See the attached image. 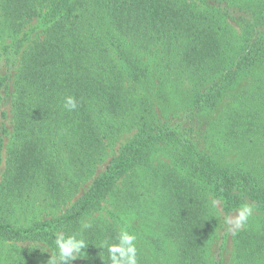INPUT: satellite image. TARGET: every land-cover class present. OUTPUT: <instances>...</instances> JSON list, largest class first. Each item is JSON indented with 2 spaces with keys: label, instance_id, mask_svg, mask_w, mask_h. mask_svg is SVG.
Listing matches in <instances>:
<instances>
[{
  "label": "trees",
  "instance_id": "trees-1",
  "mask_svg": "<svg viewBox=\"0 0 264 264\" xmlns=\"http://www.w3.org/2000/svg\"><path fill=\"white\" fill-rule=\"evenodd\" d=\"M3 94L0 239L46 246L7 264H47L55 234L84 222L81 264H111L100 244L121 228L139 264H225L212 199L227 215L256 205L231 264H264V0H0ZM106 200L119 216L89 220Z\"/></svg>",
  "mask_w": 264,
  "mask_h": 264
},
{
  "label": "clouds",
  "instance_id": "clouds-1",
  "mask_svg": "<svg viewBox=\"0 0 264 264\" xmlns=\"http://www.w3.org/2000/svg\"><path fill=\"white\" fill-rule=\"evenodd\" d=\"M79 101L74 95H67L63 100V107L69 112L78 108ZM213 209L219 208L217 199L211 200ZM256 205L251 202H244L235 211L234 215L224 217V224L229 233H235L245 229L249 220L253 217ZM91 227V224L84 222L81 229L71 234L58 232L54 237L55 251L51 253L47 264H73L78 257H83L88 241L84 238L83 232ZM138 236L127 228H121L114 241H102L100 247L107 249L108 259L111 264H139L138 260Z\"/></svg>",
  "mask_w": 264,
  "mask_h": 264
},
{
  "label": "rangeland",
  "instance_id": "rangeland-1",
  "mask_svg": "<svg viewBox=\"0 0 264 264\" xmlns=\"http://www.w3.org/2000/svg\"><path fill=\"white\" fill-rule=\"evenodd\" d=\"M33 26H36L35 23L29 24L27 26L26 30H28L29 28H31ZM40 31H41V29L38 32H40ZM35 33H36V31H34V33L32 35V39H34L36 37ZM7 43H13V39L12 38L8 39ZM4 56L3 55L1 56V66H2V72L5 73L6 66H7V61L5 60ZM150 57L152 59H154L156 56L154 54H150ZM17 69H18V62H16L15 66L12 67V69H11L12 74H11V81L10 82L14 81V79H15L14 76L16 74ZM154 73H157V71H155ZM175 83L176 82H174L172 80H169L166 89L169 90V92L172 91L176 87ZM178 85L182 88V90L187 91L188 85L186 84V82L183 85H180V84H178ZM8 99L9 98L5 94H3V99H2L1 104H0V118L2 116L3 111H6V109L8 108L6 106ZM2 121H3V117H2L1 122ZM135 131L136 130H131L129 132H125L119 138L114 139V140H110L108 142L107 147H106V155L104 157V160L101 161L98 164V167L96 169V172H95L94 176L87 183L82 185V187L80 189V192H79V195L81 193L85 192L89 188V186L92 183V180L94 178L98 177L101 173H103L106 170V167L110 164L112 159L119 154L121 147L133 137ZM8 142H9V140L7 138L5 140V145H4L5 147L7 146ZM2 155H3V162H2V166L0 168L1 169V173L5 169L6 151H3ZM162 157H163V155H162ZM103 205H104V208L102 209V212H96L92 216H89L90 217V218L88 217L89 220L92 219L93 217L99 216L100 214H106L107 216H109L111 214H114L115 216H119L120 212L115 209L114 205H112L110 203V200L104 201ZM218 209H219V212H217L216 215H217V219L219 221V229H218V234H217V236L215 238V241H214V243L212 245V252L216 253L218 251L219 247H220V244L222 242H226V245H225V248H224V251H225L224 257H225V260H226L225 264H231V262H232V254H233V247H234V245H233V243H234L233 242L234 234L233 233H229L227 231V228H226V226L224 224V217L229 216V215H234L235 211L237 209L232 211L230 214L227 215L222 210L220 202H219V208ZM255 214H256V212H254V215ZM134 223H136L137 225L140 224V223H137V221H134ZM140 228L144 229V226L140 225ZM29 246H38V247H41L43 249H45V247H46L43 243H40V242H29V241H27V242H23V241L9 242V241H3V240L0 239V264H7L8 257L12 256L13 253H15V250L17 248L29 247ZM73 264H81V258L80 257L76 258L73 261Z\"/></svg>",
  "mask_w": 264,
  "mask_h": 264
}]
</instances>
